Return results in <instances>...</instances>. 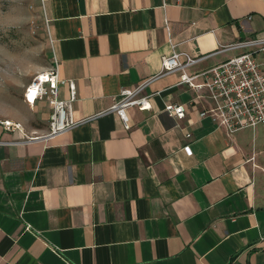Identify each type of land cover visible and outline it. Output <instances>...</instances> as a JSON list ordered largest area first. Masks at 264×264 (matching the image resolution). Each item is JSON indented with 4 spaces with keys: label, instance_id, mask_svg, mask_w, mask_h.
Segmentation results:
<instances>
[{
    "label": "crops",
    "instance_id": "0c3cea01",
    "mask_svg": "<svg viewBox=\"0 0 264 264\" xmlns=\"http://www.w3.org/2000/svg\"><path fill=\"white\" fill-rule=\"evenodd\" d=\"M39 2L74 121L157 74L170 42L201 58L189 76L247 52L264 74L263 53L223 49L264 37V0ZM180 75L146 87L152 108L128 109V130L110 111L44 137L46 99L8 119L23 131L0 130V264H264V124L228 133L201 118L214 103Z\"/></svg>",
    "mask_w": 264,
    "mask_h": 264
},
{
    "label": "built area",
    "instance_id": "2783aa9c",
    "mask_svg": "<svg viewBox=\"0 0 264 264\" xmlns=\"http://www.w3.org/2000/svg\"><path fill=\"white\" fill-rule=\"evenodd\" d=\"M170 45L171 54L161 58V67L157 74L133 87H122L112 107L84 119L74 121L68 116L67 107L75 98V85L72 81L59 78L56 63L35 74L25 88L24 100L27 104L34 105L37 100L46 99L51 106L49 130L44 137H52L110 111L118 115L124 129L128 130L130 128L128 109L136 107L149 110L152 108L150 97L153 94L146 93V87L156 78L173 71H180L179 84L194 89L205 88L214 103L213 108L200 113L201 118H209L213 124L224 128L228 133L264 124V74L253 52L239 54L206 71L189 76L183 72L184 69L201 58L177 52L171 42ZM234 48H253V51L264 54V37H252L223 47V49ZM196 78H200L202 82L195 84ZM60 84L68 85L70 92L68 101L58 98ZM164 111L178 120L185 116L184 106L181 104L167 103L164 105ZM1 129L9 132L23 131L19 122L8 119H0ZM190 136V133H186L187 138ZM0 144L8 143L0 140ZM184 150L190 153L188 145L184 146Z\"/></svg>",
    "mask_w": 264,
    "mask_h": 264
},
{
    "label": "rangeland",
    "instance_id": "374dc122",
    "mask_svg": "<svg viewBox=\"0 0 264 264\" xmlns=\"http://www.w3.org/2000/svg\"><path fill=\"white\" fill-rule=\"evenodd\" d=\"M50 45L39 0H0V119L31 118L24 91L50 66ZM36 104L38 112L47 107L45 100Z\"/></svg>",
    "mask_w": 264,
    "mask_h": 264
}]
</instances>
